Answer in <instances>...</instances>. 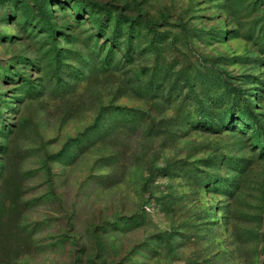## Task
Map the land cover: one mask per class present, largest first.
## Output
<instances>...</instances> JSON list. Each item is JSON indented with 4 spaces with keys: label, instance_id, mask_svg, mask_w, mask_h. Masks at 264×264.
Here are the masks:
<instances>
[{
    "label": "rangeland",
    "instance_id": "rangeland-1",
    "mask_svg": "<svg viewBox=\"0 0 264 264\" xmlns=\"http://www.w3.org/2000/svg\"><path fill=\"white\" fill-rule=\"evenodd\" d=\"M0 264H264V0H0Z\"/></svg>",
    "mask_w": 264,
    "mask_h": 264
},
{
    "label": "trees",
    "instance_id": "trees-1",
    "mask_svg": "<svg viewBox=\"0 0 264 264\" xmlns=\"http://www.w3.org/2000/svg\"><path fill=\"white\" fill-rule=\"evenodd\" d=\"M247 115H248L250 118L256 120V115H255L251 110H248V111H247ZM259 128H262V126L260 125Z\"/></svg>",
    "mask_w": 264,
    "mask_h": 264
}]
</instances>
